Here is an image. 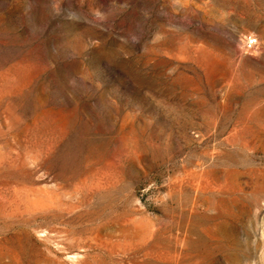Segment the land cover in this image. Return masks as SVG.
I'll return each instance as SVG.
<instances>
[{
    "label": "rangeland",
    "instance_id": "rangeland-1",
    "mask_svg": "<svg viewBox=\"0 0 264 264\" xmlns=\"http://www.w3.org/2000/svg\"><path fill=\"white\" fill-rule=\"evenodd\" d=\"M0 264H264V0H0Z\"/></svg>",
    "mask_w": 264,
    "mask_h": 264
},
{
    "label": "built area",
    "instance_id": "built-area-1",
    "mask_svg": "<svg viewBox=\"0 0 264 264\" xmlns=\"http://www.w3.org/2000/svg\"><path fill=\"white\" fill-rule=\"evenodd\" d=\"M255 44H256V38H255V37H252V36L248 37V38L246 39V41H245V46H246L247 48H251V47H253Z\"/></svg>",
    "mask_w": 264,
    "mask_h": 264
}]
</instances>
